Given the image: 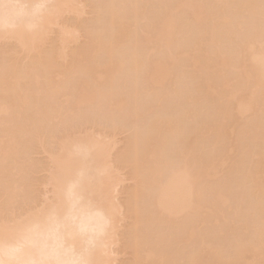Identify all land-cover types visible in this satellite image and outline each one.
Here are the masks:
<instances>
[{
	"label": "bare ground",
	"instance_id": "6f19581e",
	"mask_svg": "<svg viewBox=\"0 0 264 264\" xmlns=\"http://www.w3.org/2000/svg\"><path fill=\"white\" fill-rule=\"evenodd\" d=\"M262 63L261 0H59L39 43L22 48L0 41V210L13 200L20 207L39 198L46 175L38 173L51 169L48 163L69 170L61 154L65 140L80 138V131L85 137L105 135L106 127V140L96 138L97 159L110 165L106 190L114 185L111 196L122 222L129 220L118 234L120 248L131 252L125 264H264V148L257 146H264ZM200 94L207 97L201 100ZM207 99L209 110L201 102ZM170 102L176 105L168 111ZM188 128L197 133L191 136ZM123 133V145L114 152L120 144L114 137ZM192 137L207 141L200 142L202 152L224 139L216 148L228 146L222 147L228 155L234 149V159L218 149L210 151L215 156L197 151ZM177 144L183 146L179 153ZM33 152L47 154L49 161L40 159L48 163L38 155L35 161ZM128 180L133 184L116 190ZM176 229L178 241L168 235ZM166 241H177L174 248L181 244L185 258L172 246L168 255Z\"/></svg>",
	"mask_w": 264,
	"mask_h": 264
},
{
	"label": "clouds",
	"instance_id": "9594fccd",
	"mask_svg": "<svg viewBox=\"0 0 264 264\" xmlns=\"http://www.w3.org/2000/svg\"><path fill=\"white\" fill-rule=\"evenodd\" d=\"M58 3L0 0V41L22 48L39 43ZM100 149L90 135L65 140L61 154L69 170L52 167L39 198L0 210V264H119L122 214L106 190L110 165L97 159Z\"/></svg>",
	"mask_w": 264,
	"mask_h": 264
},
{
	"label": "rangeland",
	"instance_id": "374dc122",
	"mask_svg": "<svg viewBox=\"0 0 264 264\" xmlns=\"http://www.w3.org/2000/svg\"><path fill=\"white\" fill-rule=\"evenodd\" d=\"M166 4H167V3H166ZM168 5H169V4H168ZM168 5H167V6H168ZM173 11H174V10H173ZM173 11L170 9V12H173ZM168 12H169V11H167V13H168ZM173 13H174V12H173ZM171 14H172V13H171ZM87 15H88V14H86V18L89 17V16H87ZM169 15H170V14H169ZM174 15H175V14H174ZM84 16H85V15H84ZM172 16H173V14H172ZM84 18H85V17H84ZM149 44L152 45L151 43H149ZM152 46H154V45H152ZM150 47H151V46H150ZM187 69H188L190 72L193 71V70H190L189 68H187ZM191 69H192V68H191ZM184 72H185V71H184ZM190 72H188V74H189ZM188 74H187V75L185 74V76L187 77ZM181 76H183V75H181ZM180 78H181V77H180ZM184 81H185V80H184ZM185 82H186V81H185ZM185 82H182V83H184V84L186 85L187 82H186V83H185ZM183 86H184V85H183ZM189 86H191L190 89H192V93H193V88H194V87L192 86V84H190ZM189 86H187V87L189 88ZM179 87H180V86H179ZM181 87H182V86H181ZM192 87H193V88H192ZM178 89H179V88H178ZM248 89L251 90V87H249ZM250 92H251V91H250ZM202 93H203V91H202ZM245 93H246V94L248 93L247 90H246ZM200 95H201V96H200L201 100H203L204 97H205V98L207 97V96H204L205 94H204V95H203V94H200ZM247 95H248V94H247ZM202 97H203V98H202ZM209 99L211 100L210 97H209ZM164 100H165V99H164ZM201 100H200V101H201ZM207 100H208V99H207ZM210 100H208V102H207L206 100H205V101H201V102H203V103H202L203 105L205 104L204 102H206V104H205L206 107L204 106L205 109L207 108V109L209 110V107H207V106L210 105L211 102H213V100H211V102H209ZM166 101H167V100H166ZM166 101H165V102H166ZM169 101H170V100H169ZM169 101H167V102H169ZM201 102H198V105H200L199 103H201ZM163 103H164V102H163ZM207 103H209V104H207ZM167 104H168V103H167ZM170 104L172 105L171 102H170ZM173 104H174V105H172V106L164 105V104H163V105H164V107H166L167 109H168L167 106H169V107H170V108H169L170 110L168 109V111H171V109H172V108H175V105H176L175 103H173ZM202 104H201V107H202ZM213 104H214V103H213ZM198 105H197V106H198ZM211 105H212V103H211ZM171 107H172V108H171ZM164 109H165V108H164ZM203 109H204V108H203ZM203 109H202V110H203ZM205 109H204L202 112H204ZM199 110H200V107H199ZM208 110H206V111H208ZM200 111H201V110H200ZM200 111H199V112H200ZM101 113H102V112H101ZM103 113H104V112H103ZM98 114H100V112H99ZM104 114H105V113H104ZM205 114H206V113L204 112V113H202V115H201V116H203L204 119H205V117H204ZM249 114H251V113L249 112ZM249 114H248V115H249ZM102 115H103V114H100V115H99L100 118H101ZM248 115L246 114L247 117H248ZM199 116H200V115H199ZM249 116H250V115H249ZM244 117H245V116H244ZM105 118H106V117L103 116L101 119H102L103 121L107 122V120H106ZM200 118H201V117H200ZM245 118H246V117H245ZM98 119H99V118H98ZM101 119H100V120H101ZM107 119H108V118H107ZM100 120H97L96 123L100 122ZM109 120H111V119H109ZM143 120H144V119H143ZM143 120H142V121H143ZM198 120H200V119H198ZM111 121H112V120H111ZM140 121H141V120L137 121L136 123H138V122H140ZM142 121H141V122H142ZM201 121H202V120H201ZM201 121H198V122H201ZM242 121H243V120H241V122H242ZM230 122H231V124H233L232 121H230ZM103 123H104V122H103ZM103 123H102V126H103ZM144 123H145V122L143 121L142 124H144ZM227 123H228V121H227ZM239 123H240V122H239L238 119H237V124H239ZM244 123H245V121H244ZM246 123H247V122H246ZM246 123H245V124H246ZM98 124H99V123H98ZM106 124H109V123H106ZM111 124H112V123L109 124V125H110L109 128L111 127ZM140 124H141V123H139V125H140ZM252 124H253V123H252ZM79 125H80V124H79ZM79 125H78V126H79ZM82 125H84V124H81L79 127L77 126V127L79 128V130H78L77 128H75V130L80 131ZM99 125H100V124H99ZM225 125H226V122H225ZM239 125H240V124H239ZM241 125H244V124L241 123ZM191 126H192V125H191ZM191 126H190V128H191ZM223 126H224V124H223ZM227 126H228V124L226 125V127H227ZM229 126H230V124H229ZM83 127H84L85 129H83V132H82V133H85L84 130H86V127H85V126H83ZM92 127H93V126L91 125L90 128H92ZM224 127H225V126H224ZM226 127H225V128H226ZM230 127H231V126H230ZM230 127H229V128H230ZM93 128H94V127H93ZM109 128H108V129H109ZM98 129H102L101 126H98ZM106 129H107V128L105 127V131H103V132H105V135H106V133H107V130H106ZM191 129H192V128H191ZM191 129L188 128L187 132H189V130H191ZM87 130H90L89 127H88ZM94 130H95V128L93 129V131H94ZM102 130H104V128H103ZM102 130H101V132H99V133H102ZM227 130H228V127H227ZM78 131H77V132H78ZM95 131H96V130H95ZM99 131H100V130H99ZM191 131H192L191 134L193 133L191 136H193L194 134L197 133V132L194 133L193 130H191ZM80 132H81V131H80ZM80 132H78V136H76V138H77V137H80V136H81L80 138H82V136H83L84 134H83V135H79ZM87 132H91V131H87ZM97 132H98V130H97ZM109 132H110V129L108 130V134H109ZM117 132H118V131H117ZM117 132H116V133H117ZM199 132H201V130L198 131V135H199L198 138L201 136V135H200L201 133H204V132H201V133H199ZM72 133L74 134L75 132H72ZM82 133H81V134H82ZM111 133H112V132H111ZM116 133H114V134H116ZM118 133H120V132H118ZM75 134H76V133H75ZM85 134H86V133H85ZM91 134H92V132H91ZM93 134H94V133H93ZM234 134H236V133H234ZM71 135H72V134H71ZM89 135H90V134H89ZM97 135H100V138L105 136L104 134H97V133H95V135H91V137L96 139V138H97ZM103 135H104V136H103ZM209 135H210V134H209ZM209 135H208V136H209ZM259 135H260V134H258L257 136L259 137ZM93 136H94V137H93ZM111 136H112V135H111ZM120 136H121V137H120ZM123 136L125 137L126 135L123 133V134H121V135L119 134V136H115V137H114L115 142H116V143H117V142H120L122 139H124ZM188 136H189V135H188ZM232 136H233V134H232ZM232 136H231V137H232ZM234 136H235V140H236V135H234ZM257 136H256V137H257ZM260 136L263 137L264 135L261 133ZM72 137H74V136L72 135ZM83 137H85V136H83ZM109 137H110V136H109ZM195 137L197 138V136H195ZM209 137H212V136H209ZM209 137L206 136V139L208 140ZM231 137L229 136L228 139H230ZM258 137H257L256 139H258ZM104 138H105V137H104ZM104 138H101V139H104ZM110 138H111V137H110ZM118 138H119L120 140H119ZM190 138H191V137H190ZM192 138H193V137H192ZM196 138H195V139H196ZM202 138H203V137H202ZM202 138H200V140H201ZM233 138H234V137H233ZM97 139H98V138H97ZM117 139H118V141H117ZM193 139H194V138H193ZM195 139L192 140V141H193L192 143H194V142L199 143V145L196 144V145L199 147V148H198V147L196 146V147H197V149H196L197 151H199V152H201V153H204V152H208V151H209V153H210V151H211L212 149H211V150H208V149H210V148L212 147V146L210 147V145H212V141L210 142V141L208 140V141H209L208 144L210 143V145L207 146L208 149H205L206 147L203 146V147H205V148H203V149H205L206 151L204 150V151L202 152V149L200 148V142H201V141H200V142H197V141H195ZM206 139H204V140H206ZM210 139H211V138H210ZM104 140H106V138H105ZM110 140H111V139H110ZM124 140H125V139H124ZM190 140H191V139H190ZM197 140L199 141V139H197ZM202 140H203V139H202ZM218 140H219V139H218ZM259 140H260V138H259ZM259 140H258V141H259ZM111 141H113V138H112ZM219 141H221L222 144L225 143L224 139H221V140H219ZM219 141H218V143H220ZM223 141H224V142H223ZM226 141H228V140L226 139ZM230 141H231V140H230ZM113 142H114V141H113ZM122 142H123V141H122ZM205 142L207 143V141H205ZM205 142H204V144H205ZM228 142H229V141H228ZM232 142H234L233 139H232ZM213 143H214V142H213ZM218 143H217V144H218ZM256 143H257V140H256V142L254 143V146L256 145ZM121 144L123 145V143H121V142H120V144L117 143V144L115 145L116 148H113V149H114L113 151H114V152L119 151V149L122 147ZM190 144H191V143H190ZM201 144L204 145L202 142H201ZM208 144H206V145H208ZM217 144L215 143L216 147H219L220 145L218 146ZM220 144H221V143H220ZM252 144H253V143H252ZM179 145H180V144H179ZM179 145L177 144V145H175V146L178 147V149H180V146H181V145H180V146H179ZM227 145H229V144L227 143ZM231 145L233 146L234 144L231 143ZM231 145H230V146H231ZM258 145L260 146L259 148H261V149L264 148V146L261 145V143H258L257 146H258ZM221 146H222V145H221ZM225 146H226V145H223V146H222L223 149H224ZM230 146H229V147H230ZM251 146H253V145H251ZM251 146H250V147H251ZM261 146H263V147H261ZM117 147H118V148H117ZM181 147H183V146H181ZM196 147H195V148H196ZM216 147H214V148H215L214 150L218 149V148H216ZM222 147L218 149L219 151L216 150L217 152L214 151V150H212V151H214V152H216V153L219 152L218 154H220V155L222 154V155H223L222 152H224V150L222 149ZM226 147H228V146H226ZM47 148H48V147H47ZM174 148H175V147H174ZM191 148L193 149V147H191ZM252 148H254V147H251V149H252ZM115 149H116V150H115ZM181 149H182V148H181ZM181 149H180V151L178 150V153L181 152ZM198 149H199V150H198ZM200 149H201V150H200ZM251 149H250V151L252 152ZM194 150H195V149H193L192 153L196 151V150H195V151H194ZM220 150H222V151H220ZM233 150H234V149H232L231 154H233V153H232ZM259 150H260V149H259ZM40 151H41V150H40ZM40 151H38V152H40ZM197 151H196V152H197ZM226 151L228 152V150L225 149L224 154L226 153ZM229 151H230V150H229ZM256 151H257V150H256ZM41 152H42V151H41ZM114 152H113V153H114ZM214 152H212V153H214ZM236 152H237V151H236ZM254 152H255V151H254ZM254 152H253V153H254ZM33 153H34V152H33ZM35 153H37V152H35ZM35 153H34L35 156H34V155H30V157L32 156L31 158H33V157L36 158L38 154H35ZM42 153H44V152H42ZM175 153L178 155V153H177L176 151H174V156H175ZM192 153H191V154H192ZM234 153H235V150H234ZM255 153H256V152H255ZM39 154H40V156L38 155L39 159H40V158H41V159H44V160L47 159V156H46V158H44L45 155H47V154H45V155H44V154L42 155L41 153H39ZM205 154H207V153H205ZM210 154H211V153H210ZM226 154H227V153H226ZM231 154H230V155L227 154V156L229 157V160H230V158L232 157ZM172 155H173V153L171 154V156H170V153H169V156H170L171 159L174 158ZM179 155L181 156V154H179ZM183 155H184V153L182 154V157H183ZM192 155H193V154H192ZM208 155H209V154H208ZM212 155H214V154H211V156H212ZM186 156H187V155H186ZM214 156H215V155H214ZM227 156H226V157H227ZM233 156H235V154H233ZM247 156H248V155H247ZM30 157H29V161L32 160V159H30ZM38 157L36 158V160H35L34 158H33V159H34L35 161H40L41 159L38 160ZM222 157H223V156H222ZM222 157H221V158H222ZM248 157H249V156H248ZM248 157H245V158H248ZM175 158H176V157H175ZM184 158H185V155H184L183 158H181V161H182ZM188 158H189V156L186 158V160H187ZM219 158H220V156H219ZM189 159H190V158H189ZM227 159H228V158H227ZM233 159H234V158H233ZM233 159L231 158V160H233ZM34 160H33V161H34ZM44 160H41V162L43 163ZM47 160H48V159H47ZM178 160L180 161V159H178V158H177V160H174V161H178ZM48 161H49V160H48ZM48 161H45L44 164H45L46 162L48 163ZM172 161H173V160H172ZM179 161H178V162H179ZM181 161L179 162V164L181 163ZM31 162H32V161H31ZM182 162H183V161H182ZM189 162H191V161L189 160ZM189 162H188V163H189ZM229 162H231V161H229ZM229 162H228V164H229ZM34 163H35V162H34ZM183 163H184V162H183ZM186 163H187V162H186ZM186 163H185V164H186ZM36 164H37V165L39 164L38 166L41 167L40 163H36ZM189 164H190V163H189ZM215 164H216V163H215ZM217 164H218V163H217ZM47 166H50V167L52 168V166L49 165V163L47 164ZM47 166L45 165V168H46ZM182 166H183V164H182ZM182 166H181V167H182ZM227 166H228V165H227ZM40 167H39V168H40ZM175 167H176V166H174L173 168H175ZM177 167H178V169H180L179 166H177ZM217 167H218V166H217ZM225 167H226V166H225ZM42 168H44V167L42 166ZM47 168H49V167H47ZM47 168H46V169H47ZM173 168H171V169H173ZM221 168H222V167H221ZM223 168H224V167H223ZM46 169H45V170H46ZM122 169H123V168H122ZM122 169H121V172L123 171ZM178 169H176V170H178ZM181 169H182V168H181ZM42 170H43V169H42ZM47 170H49V169H47ZM47 170H46V172H47ZM176 170H175V171H176ZM219 170H220V168H219ZM219 170H217V171H219ZM36 171H37V170H36ZM39 171H40V170H39ZM39 171H38V172H39ZM125 171H126V170H125ZM125 171H123V172H125ZM169 171H170V170H169ZM169 171H168V173H169ZM46 172H45V173H46ZM119 172H120V171H119ZM123 172H122V173H123ZM126 172H127V171H126ZM126 172H125V173H126ZM170 172H171V171H170ZM219 172H220V171H219ZM219 172H218V173H219ZM40 173H41V172H40ZM40 173H38V174H39V175H42L43 177H45V176H44V174H45L44 171H43L42 174H40ZM164 173H165V172H164ZM164 173H163V174H164ZM220 173H221V172H220ZM123 174H124V173H123ZM126 174H127V173H126ZM163 174H162V175H163ZM165 174H167V171H166ZM170 174H171V173H170ZM33 175H34L35 177L37 176V174H32V176H33ZM39 175H38V176H39ZM117 175H118V174H117ZM120 175H121V174H120ZM216 175H217V174H216ZM216 175H215V177H216ZM38 176H37V178H39V179H40V178L44 179L42 176H40V177H38ZM118 176H119V175H118ZM122 176H123V175H122ZM122 176H121V177H122ZM165 176H167V175H165ZM165 176H164V177H165ZM217 176H219V174H218ZM220 176H221V174H220ZM220 176H219V178L217 177L218 180H220V179L222 178L223 173H222V176H221V177H220ZM116 177H117V176H116ZM124 177H125V174H124ZM15 178H18V179H19V177H16V176H15ZM33 178H34V177H33ZM37 178H36V179H37ZM160 178H162V177H160ZM165 178H166V177H165ZM167 178H168V177H167ZM39 179H37V180H39ZM163 179H164V178H163ZM37 180H36V181H37ZM40 180H41V179H40ZM45 180H46V178H45ZM213 180H214L215 182L217 181L216 179H213ZM18 181H19V180H18ZM33 181H34V180H33ZM36 181H35V182H36ZM128 181H129V180H128ZM128 181H126L127 184L124 182V184H123L122 187L119 188V186H118V188H116V190L119 189L120 191L123 192V188L129 187V185H132V184H133V182H132L131 180H130L131 182H130V181L128 182ZM35 182H34V183H35ZM39 182H40V181H38V183H39ZM42 182H43V181H42ZM163 182H164V181H163ZM36 183H37V182H36ZM38 183H37V184H38ZM131 183H132V184H131ZM161 183H162V182H161ZM165 183H166V181H165ZM165 183H163V184H165ZM40 184H42V183L40 182ZM128 184H129V185H128ZM163 184H160V186H161L162 189H164V188L162 187ZM112 185H113V184H112ZM112 185H111V186H112ZM18 186H19V188H20V185H18ZM38 186H39V184H38L37 186H35V189H36V187H38ZM111 186H110V187H111ZM113 187H114V185L110 188V189H111V191H110V194H111V195H112V193H113V192H112ZM130 187H131V186H130ZM38 188L41 189V185H40ZM38 188H37V189H38ZM121 188H122V189H121ZM161 188H160V189H161ZM35 189H34V190H35ZM40 189H38L37 193H39V191L41 192ZM160 189H159V190H160ZM124 190H125V189H124ZM35 191H36V190H35ZM113 191H114V190H113ZM161 191H162V190H161ZM235 191H238V190H234V192H235ZM111 192H112V193H111ZM37 193H36V195H37ZM124 193H125V191H124ZM124 193H120V194H124ZM236 193H238V192H236ZM113 194H114V193H113ZM17 195H18V194H17ZM39 195H40V194H39ZM125 195H126V194H125ZM125 195H124V196H125ZM37 196H38V195H37ZM112 196H113V195H112ZM114 196H115V195H114ZM122 196H123V195H121V196L119 195V198L122 199ZM124 196H123V197H124ZM35 197H36V196H35ZM38 197H39V196H38ZM207 197H208V196H207ZM18 198L21 199L22 197H20V195H19ZM119 198H118V201H120ZM16 199H17V198H15V200H16ZM36 199H37V198H36ZM17 200H18V199H17ZM153 200H154V199H153ZM155 200H156V199H155ZM13 201H14V200H13ZM13 201H12V202H13ZM19 201L21 202V200H19ZM12 202L10 203V205L12 204ZM17 202H18V201H17ZM147 202H151V200H149V201H147ZM15 203H16V202L14 201V205H15ZM115 203H117V202L115 201ZM120 203H121V201H120ZM26 204H27V203H26ZM28 204H29V203H28ZM10 205H9V206H10ZM23 205H24V202H23ZM150 205H152V204L150 203ZM150 205H149V206H150ZM16 206L18 207V205H16ZM153 206H154V204H153ZM155 207H156V206H155ZM7 208H9V207H7ZM152 210H153V209H152ZM158 210H159V209H158ZM203 210H204V209H203ZM206 210H207V209H206ZM206 210H204V211H206ZM156 211H157V210H156ZM156 211H155L154 213H156ZM208 211H210V210L208 209L206 212H208ZM157 212H158V211H157ZM160 212H161V210H160ZM160 212H159V215H160ZM206 212H205V213H206ZM124 213H125V212H124ZM161 213H162V212H161ZM163 213H164V212H163ZM202 213H204V212H202ZM208 213H211V212H208ZM208 213H207V214H208ZM122 214H123V213H122ZM125 214H126V213H125ZM125 214H124V216H125ZM165 214H166V213H165ZM166 215H167V214H166ZM166 215H165V217H166ZM180 215H181V214H180ZM180 215H177V216H180ZM183 215H184V214H182V216H183ZM160 216H161V215H160ZM170 217H173V218L175 219L176 215H175V217H174V216H168V217H166V218L172 220ZM183 217H184V216H183ZM123 218H124V217H123ZM166 218H165V220H166ZM180 218H181V217H180ZM180 218L178 217V219H180ZM161 219H162V218H161ZM174 219H173V220H174ZM182 219H183V218H182ZM122 220H123V219H122ZM126 220H127V219H126ZM126 220H125V222H122L123 225H121V227H126V226H124V223H125V224L127 223ZM162 220H163V219H162ZM180 220H181V219H180ZM214 220H215V219H214ZM214 220H212V221L214 222ZM127 221H129V220H127ZM175 221H176V220H175ZM159 222H160V221H159ZM163 222H164V220H163ZM167 222H168V220H167ZM172 222H173V221H172ZM178 222H180V221H178ZM215 222H216V221H215ZM218 222H219V221H218ZM128 223H129V222H128ZM211 223H212V222H211ZM216 223H217V222H216ZM165 224H167V223H165ZM170 224H174V223H171V222H170ZM214 224H215V223H213V226H214ZM126 225H127V224H126ZM169 226H170V225H168V226L165 225V227H166V228L168 227V229H169ZM215 226H216V225H215ZM162 227L164 228V226H162ZM158 228H159V226H158ZM163 228H162V229H163ZM122 229H123V228H122ZM122 229L120 228L121 231H122ZM168 229H167V230H168ZM156 230H157V227H156ZM167 230H166V231H167ZM121 231H119V232H121ZM124 231H125V230H124ZM166 231H165V232H166ZM168 231H169V230H168ZM172 231H173V230H171V233H172V234H168V235H170V238H172L171 236H174V235H175L174 238H175L176 240H177V239H180V240H181V238H178L179 235L176 236V235H177V234H176L177 229L173 231L175 234H174ZM180 231H181V230H180ZM123 233H124V232H123ZM168 233H169V232H168ZM178 234H180V232H178ZM168 235H167V233H166V237H167ZM119 236H120V235H119ZM119 236H118V238H119ZM176 237H177V238H176ZM217 238H218V237H217ZM222 238H223V237H222ZM172 240H174V239L172 238ZM218 240H219V239H218ZM169 241H171V240H169ZM177 241H178V240H177ZM177 241H174V243L172 242V243H173L172 245H170L171 243L169 244V242L166 241V243H168V244L164 246L165 249L168 248V247H171V246L173 247V245L176 244ZM179 242H180V241H179ZM214 242H215V241H214ZM216 242H217V239H216ZM196 243H197V242H196ZM218 243H219V241H218ZM220 243H221V239H220ZM222 243H223V242H222ZM222 243H221V244H222ZM120 244H122V243L120 242ZM179 244H180V243H179ZM193 244H194V243H193ZM169 245H170V246H169ZM191 245H192V244H191ZM197 245H198V244H197ZM223 245H224V243H223ZM120 246H122V245H118V247H117V248L120 249V250H118V249L116 250V257H117V259L119 260V264H121V263H122V264H125V263L129 262V259H130V258L132 259V257L129 256V255L131 254V252H130V253H127L128 250H127L126 248H124V246L121 247V248H122V249H121ZM177 246H178V244H177ZM180 246H181V244H180L177 248H174V247H176V245H174V247H173L174 249H173V250H170V251L174 252V250L177 249L176 251H177V255H178V252H179V251H178V250H179L178 248H181ZM195 246H196V245H195ZM224 246H226V245H224ZM190 247H191V246H190ZM192 247H193V246H192ZM185 248H186V247H185ZM193 248H194V247H193ZM123 249H124V252H123ZM144 249H145V247H144ZM165 249H162L163 253H165V252H164ZM169 249H172V248H169ZM183 249H184V247H183ZM186 249H187V248H186ZM191 249H192V248H191ZM166 251H168V253H167L168 255H172V254H173V253L169 252V250H167V249H166ZM176 251H175V253H176ZM185 251H186V250H185ZM187 251H189V252H188V255H189V253H191V251L188 250V249H187ZM181 252H182V251L179 252V253H180L179 255H181V257L184 256V258H185V255H187V254H185L186 252H183V254H182ZM117 253H118V254H117ZM125 253H126V255H125ZM184 254H185V255H184ZM117 255H118V256H117ZM143 256H144V255H143ZM160 256H162V255H160ZM160 256H159V257H160ZM148 257H149V256H148ZM151 257H152V256H151ZM155 257H156V256H155ZM155 257H154L153 259H155ZM162 257H163V256H162ZM172 257H173V256H171V258H172ZM174 257H176V256L174 255ZM174 257H173V258H174ZM177 257H178V256H177ZM179 257H180V256H179ZM181 257H180V258H181ZM187 257H188V256H187ZM180 258H179V260H177V259H176V260H177V261H180V262H181L182 260H184V258H183L182 260H180ZM131 259H130V260H131ZM143 259H144V258H143ZM147 259H148V258H147ZM151 259H152V258H151ZM126 260H127V261H126ZM144 260H146V259H144ZM144 260H143V261H144ZM149 260H150V257H149ZM149 260H148V261H149ZM148 261H147V262H148ZM184 261H185V260H184ZM184 261H183V263L185 264L186 261H185V262H184ZM144 262H145V261H144ZM172 262H173V261H172ZM174 262H176V261L174 260ZM174 262H173V263H174ZM129 263H130V262H129ZM129 263H128V264H129ZM142 263H143V262H142ZM149 263H150V262H149ZM170 263H171V261H170ZM151 264H152V261H151ZM175 264H176V263H175ZM178 264H179V263H178Z\"/></svg>",
	"mask_w": 264,
	"mask_h": 264
}]
</instances>
